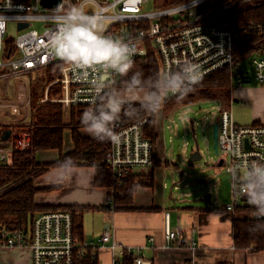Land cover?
<instances>
[{"label":"built area","instance_id":"obj_1","mask_svg":"<svg viewBox=\"0 0 264 264\" xmlns=\"http://www.w3.org/2000/svg\"><path fill=\"white\" fill-rule=\"evenodd\" d=\"M147 1L96 0L93 5L87 0H61L57 7H45L41 0H0V81L9 76L19 80L25 73H30L34 81L42 69L59 65V75L45 86L44 96L38 102L54 101L68 114L74 106L89 111L97 106L107 110L113 98L121 106L128 104L130 101L118 91L119 72H109L99 66L70 67L50 48L57 16L73 4H83L90 13H103L106 35L134 43L137 51L132 59L144 55L148 44L155 48L160 58L162 81L169 95L177 93H171L167 87L168 73L183 71L186 64L199 67L200 81L228 67L232 84L243 85L245 72L236 54L243 39L240 32L245 27L261 34L260 41L251 50V65L255 79L264 84V0H167L174 3L146 12L142 6ZM247 10H254V17L241 19ZM36 18L51 22L38 30L31 27L30 22ZM8 19H14L18 29V34L12 38L15 46L12 54L7 50L8 39L5 40ZM20 22H28V25L18 28ZM105 77L106 82L101 83ZM53 85L58 92L50 97L48 93ZM27 105L29 107L30 99L24 82H19L17 98H0L1 113L9 111L14 117H21ZM148 120L149 116L144 115L128 123L115 121V136L110 138L104 162L112 170L117 185L131 172L153 165L155 144L144 134ZM216 121L218 153L224 155L222 164L230 174L232 188V200L223 208L233 213L236 207L245 205L244 195L249 191L246 181L250 179L248 169L255 168L257 162L264 164V120L239 125L229 109H222ZM10 123L16 124L15 120ZM29 141L28 132L12 129L6 140H0V159L8 162L13 152L23 150ZM242 172L246 173L245 178ZM111 190L113 192L112 187ZM165 218L162 248L188 245L195 250L197 244L188 242L179 224L169 225V212L165 213ZM17 247L30 250L32 264H83L87 258L97 259L104 250L110 251L111 264H125V256H132L134 264H146L140 254L141 247L124 244L109 229L93 239L76 241L73 214L64 208L36 213L28 227L11 228L0 221V248Z\"/></svg>","mask_w":264,"mask_h":264},{"label":"trees","instance_id":"obj_2","mask_svg":"<svg viewBox=\"0 0 264 264\" xmlns=\"http://www.w3.org/2000/svg\"><path fill=\"white\" fill-rule=\"evenodd\" d=\"M254 10H247L241 19L250 20ZM246 22V21H245ZM241 42L236 54L237 60L252 53L254 44L261 39V34L255 30L245 29L240 32ZM8 52L15 53L13 39L6 41ZM134 66L127 74L120 73L118 91L145 90L148 99L144 102L131 101L123 105V111L117 120L123 123L131 122L144 115L149 120L144 127V134L154 144L157 139L156 117L149 99L154 96L167 97L163 106H168L180 101L193 102L199 98H221L230 101L232 78L228 67L221 68L193 86L189 91L174 95L166 94L161 77L159 54L155 48L148 44L144 55L133 59ZM59 75V65L48 66L37 74L31 83L41 86L34 90L29 85L31 114L27 122L14 126L29 133V144L23 149L14 151L11 162L0 159V221L11 228L28 227L33 216L41 211L56 208L68 209L73 214L74 237L76 241L85 240L83 232L82 215L88 207L83 205L46 206L35 202V193L39 190L36 178L54 166L92 165L95 167L94 184L96 186L112 187L111 194L113 206L127 207L132 203L133 193L143 185H153V173L141 174L131 172L124 181L117 185L116 178L110 167L104 162V156L110 145V138L104 140L94 139L93 136L84 134L87 129L82 122V115L89 111L82 106L71 108L68 118L58 103L42 102L37 100L42 96L45 82L52 81ZM136 75L138 81L133 83ZM52 88V87H51ZM50 88V89H51ZM49 89V90H50ZM58 92V89L55 91ZM105 109L97 106L95 114L99 115ZM93 111V109L91 110ZM67 138L72 148L64 151ZM57 150L58 157L49 162H38L36 155L42 150ZM156 159L154 157V167ZM255 178H253L254 180ZM249 190L251 184H248ZM245 205L236 207L231 215L234 246L239 249L264 250V217H258V211L249 203L244 195ZM111 206V205H108ZM126 258V259H125ZM125 264H134L132 256L124 257ZM83 264H97V259L87 258Z\"/></svg>","mask_w":264,"mask_h":264},{"label":"crops","instance_id":"obj_3","mask_svg":"<svg viewBox=\"0 0 264 264\" xmlns=\"http://www.w3.org/2000/svg\"><path fill=\"white\" fill-rule=\"evenodd\" d=\"M233 86L230 100L234 97ZM1 98H4L3 93ZM19 119L9 111H0V137L7 128L20 130L14 127L20 122ZM11 120L19 122L12 125ZM260 121L253 120V123ZM156 130L154 167L135 171L143 175L152 171L153 185L139 186L133 193L132 203L127 207L113 206L111 187L94 184L95 167L92 165L50 168L36 178L39 190L35 193V202L46 206H87L82 215L85 239H93L109 229L124 244L133 248L141 247L140 254L146 264H264V250L254 251L234 246L232 213L224 210L225 204L218 208H214V205L185 204L168 190L169 166L173 161L164 143L157 144V117ZM83 132L92 136L87 129H83ZM71 148L72 144L67 138L64 151ZM58 155L57 150H42L37 153L36 159L38 162H49ZM8 160L11 162L12 156ZM218 165L223 166L222 157L218 159ZM210 198L211 194L205 199ZM166 212H169V225L173 227L179 224L188 242L194 241L197 244L195 250L188 245L162 248ZM0 264H32L31 252L26 247L0 248ZM97 264H111L110 251H102L98 255Z\"/></svg>","mask_w":264,"mask_h":264},{"label":"rangeland","instance_id":"obj_4","mask_svg":"<svg viewBox=\"0 0 264 264\" xmlns=\"http://www.w3.org/2000/svg\"><path fill=\"white\" fill-rule=\"evenodd\" d=\"M173 3H169L167 0H148L143 3L142 9L149 12L167 8ZM30 22L31 27L42 30L50 24L51 20L36 18L31 19ZM17 34L15 20L8 19L5 40L15 38ZM251 58V53H249L239 60V64L245 72V79L242 87L233 86L234 97L232 100L226 102V99L221 98H199L189 103L180 101L166 107L163 106V113L157 118L159 129L157 144L164 143V147L167 153L172 156L171 160L173 161L169 166L168 190L185 204L214 205V208H218L232 200L231 177L222 165H218V159L224 155L214 152L212 128L222 109H229L234 121L239 125H249L253 123V120H264V84L255 79ZM19 80L9 76L0 81V98L1 93L5 99L17 98L19 82L26 84L28 95L30 84L34 90H38L41 86L39 83H31L33 80H31L30 73L21 75ZM48 83L49 81L44 85L46 86ZM45 86H43V94L37 103L44 96ZM56 89V86L53 85L48 95L55 96ZM122 92L130 102H144L148 99L145 90ZM165 93L168 94L167 91ZM44 102L54 103V101ZM22 113L20 122L16 123H24L29 120L31 102L29 107L27 105L23 108ZM257 114H259L258 117H256ZM64 116L67 119L68 112H65ZM196 151L199 152L200 158L191 160V154ZM241 174L243 178L247 176L244 172ZM209 194H211L210 200L205 199Z\"/></svg>","mask_w":264,"mask_h":264},{"label":"clouds","instance_id":"obj_5","mask_svg":"<svg viewBox=\"0 0 264 264\" xmlns=\"http://www.w3.org/2000/svg\"><path fill=\"white\" fill-rule=\"evenodd\" d=\"M95 5L96 0H87ZM105 16L102 12L90 13L83 4H73L57 16V28L50 40V48L54 55L65 61L70 67L87 69L89 67H102L109 72L115 71L127 74L132 70L136 54V47L131 40L116 38L105 34ZM184 70L168 73L167 87L171 93L189 91L198 84L202 74L198 66L186 64ZM101 80V83L106 82ZM138 81L134 75L133 83ZM167 97L154 96L148 103L154 111L155 117L163 113V104ZM123 111L121 104L113 98L111 107L95 114L85 111L82 122L94 139L104 140L115 136V121ZM233 171V175L235 174ZM251 189L246 191L249 203L264 215V164L257 162L255 168L248 169ZM252 177L255 179L253 180Z\"/></svg>","mask_w":264,"mask_h":264},{"label":"water","instance_id":"obj_6","mask_svg":"<svg viewBox=\"0 0 264 264\" xmlns=\"http://www.w3.org/2000/svg\"><path fill=\"white\" fill-rule=\"evenodd\" d=\"M41 2L45 7H57L60 4L61 0H41ZM27 25H28V22H20L18 23V28H23V27H26ZM10 133H11L10 128L5 129L1 134V137H0L1 140H6L9 137ZM212 136L214 139V143H213L214 152L218 154V123L217 121L213 123ZM197 158H200V154L197 151L193 152L190 156L191 160H194ZM256 215L258 217H264V215H260V214H256Z\"/></svg>","mask_w":264,"mask_h":264}]
</instances>
